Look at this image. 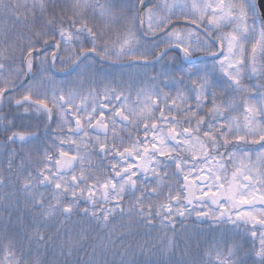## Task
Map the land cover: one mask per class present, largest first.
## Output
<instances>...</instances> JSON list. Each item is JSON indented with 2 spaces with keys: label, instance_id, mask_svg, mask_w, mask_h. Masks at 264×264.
<instances>
[{
  "label": "snow or ice",
  "instance_id": "6c2138e0",
  "mask_svg": "<svg viewBox=\"0 0 264 264\" xmlns=\"http://www.w3.org/2000/svg\"><path fill=\"white\" fill-rule=\"evenodd\" d=\"M0 21V264H264V0Z\"/></svg>",
  "mask_w": 264,
  "mask_h": 264
},
{
  "label": "rangeland",
  "instance_id": "374dc122",
  "mask_svg": "<svg viewBox=\"0 0 264 264\" xmlns=\"http://www.w3.org/2000/svg\"><path fill=\"white\" fill-rule=\"evenodd\" d=\"M0 24H3V21H0ZM7 166H5V168H6ZM2 170V169H1ZM6 175H7V173H6ZM13 192V189L10 187V186H8V187H4V188H2L1 190H0V193H1V195H8V194H10V193H12ZM23 205L21 204V207H22ZM14 208H15V206L13 205V210H14ZM12 210V211H13ZM10 211H11V209H10ZM7 213V212H6ZM19 212H15V214H18ZM14 214V215H15ZM14 215L12 216V222H13V220H15V219H13L14 218ZM7 224V226L11 229V228H13V224H9L8 223V217L5 219L4 217H3V222H1V225H0V230H3V228L5 227V225ZM203 226H206V225H203ZM146 231V230H145Z\"/></svg>",
  "mask_w": 264,
  "mask_h": 264
},
{
  "label": "trees",
  "instance_id": "16d2710c",
  "mask_svg": "<svg viewBox=\"0 0 264 264\" xmlns=\"http://www.w3.org/2000/svg\"><path fill=\"white\" fill-rule=\"evenodd\" d=\"M20 29H17V31H19ZM17 164H19V160L17 161ZM5 166H7V163H6V161L4 162V167ZM1 170V169H0ZM5 175H6V173H5ZM2 188H0V190H1ZM0 195H1V193H0ZM13 210V208L11 209V211ZM0 216H2V217H4L5 219L8 217V213H6V212H4V213H0ZM20 216V212L18 213V214H15L14 215V218L13 219H15V220H13V228H11L13 231L15 230V228H14V222L16 221V219H17V217H19ZM0 225H1V222H0ZM199 227H202V228H207V225L206 226H203V225H199ZM153 235H155V233L153 234ZM141 242H142V239H141ZM43 249H41V253H42V255H43ZM179 255V254H178ZM45 259H54V257H53V254H52V252H49L48 254H47V256H45L44 257Z\"/></svg>",
  "mask_w": 264,
  "mask_h": 264
}]
</instances>
